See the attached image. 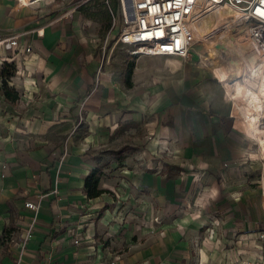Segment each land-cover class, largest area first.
<instances>
[{
  "label": "crops",
  "instance_id": "obj_1",
  "mask_svg": "<svg viewBox=\"0 0 264 264\" xmlns=\"http://www.w3.org/2000/svg\"><path fill=\"white\" fill-rule=\"evenodd\" d=\"M89 1L0 0V40L27 32L18 47L0 45V264H233L257 259L264 248H231L228 232L219 238L201 231L216 229L206 215L219 204L231 226L233 214L251 213L246 200L255 193L243 192L233 202L221 197V184L210 182L193 204L197 216L184 215L187 189L181 178L148 167L169 161L144 157L139 159L146 165L142 170L129 168L136 165L132 158L107 156L126 126L155 110L161 112L155 137L176 143L170 164L206 168L211 176L226 166L238 170L252 158L243 134L256 141L262 156L264 80H258L257 91L246 85V78L263 59L246 57L241 34L231 38L227 24L236 23L237 15L227 23L224 15L215 20L205 12L193 24V35L210 43L216 54L230 55L228 63L237 68L226 84L242 135L224 113H211L199 92L187 93L186 63H178L182 75L175 82L162 76L147 80L141 91L112 83L111 72L98 70L100 53L83 42L76 23ZM33 29H42V36ZM26 45L31 52L21 51ZM4 57H13L12 63ZM5 82L18 95L15 102L6 98ZM169 112L173 126H163ZM146 150L157 152L152 145ZM261 161L264 166V157ZM250 168L256 170L257 164ZM95 169L105 193L87 199L84 179ZM107 175L116 181L113 188L103 181ZM29 201L38 211L25 207ZM69 229L81 234L77 245Z\"/></svg>",
  "mask_w": 264,
  "mask_h": 264
},
{
  "label": "rangeland",
  "instance_id": "obj_2",
  "mask_svg": "<svg viewBox=\"0 0 264 264\" xmlns=\"http://www.w3.org/2000/svg\"><path fill=\"white\" fill-rule=\"evenodd\" d=\"M76 1V0H75ZM78 10V9H77ZM128 11V10H127ZM212 19L219 20L222 15L228 23L232 17H235L236 13H213L206 12ZM221 21V20H220ZM76 23L79 26V32L84 43L91 42L95 46V50L103 51L105 55L109 56L108 63H103L101 66L102 72H111V81L114 84H118L122 89L128 91L131 88L141 91L146 87V81H157L158 78L164 76L169 78L170 81L175 82L181 77V70L179 64L187 66L186 76L187 81L190 84L187 93L199 92L200 97L204 98V102L209 105L211 113H224L225 119L235 126L236 119L233 117L231 111V97L228 95V86L226 83H230L235 74L234 65L231 67L230 55L220 53L216 54L211 48L210 43L198 42L191 47L188 57L183 60L178 57H155L133 54V47L124 44H114V40L123 27V13L118 0H91L85 8L81 9L80 18H76ZM229 27H234L231 25ZM244 24H236L234 28L228 30L232 32L234 36L242 35V44H247V40L244 37ZM197 38V35H193ZM248 47V46H246ZM137 62H141L139 69L136 71ZM177 66V68H174ZM263 66V62L252 69L249 76L254 75ZM219 72L224 73V77L219 76ZM258 78L261 81L264 80V72H260ZM233 82V81H232ZM232 84V83H231ZM160 111L155 110L154 113L145 116L140 122L131 124L125 127V132L119 134L113 141L114 150L108 151L107 156L114 160L116 157H129L135 161L136 165L129 166L136 167L137 169H145L146 165L139 162V159L144 157H152L158 160L169 161V164H154L148 166L152 172H162L176 179L181 178V185L187 189V203L183 204L182 214L189 216H197V206L193 205L196 199L203 194L207 189L210 182H217L221 184L222 190H220L221 197L236 202L238 195L243 192L255 193L256 197L246 200V205L253 208L251 213H243L241 215L233 214L234 223L232 226L226 223L224 215L221 213L220 204L216 206V201L212 203L213 213L206 215L209 219H213L216 229L203 227L201 231H208L209 234H216L219 238L223 235L226 236V232L230 236L231 248L237 247L240 244L244 246L250 245L253 247L258 246L264 248V166L261 161V151L256 141L252 138L242 135L245 141L250 143V162L248 165L234 170L230 166L223 167V169L211 176L207 172L206 168L200 170L195 166H187L186 164L174 165L170 164L172 159H175L177 150L172 147L176 145L174 142L171 146L170 142L166 143V140L155 137L157 129L160 125L159 115ZM173 115L168 113L163 120V126H173ZM155 124V126H154ZM264 129L263 126H261ZM149 145L156 148V154H150L146 150ZM145 153V155L143 154ZM147 153V154H146ZM149 154V156H148ZM171 159V160H170ZM257 164V169L252 171L251 164ZM201 172V173H200ZM161 173V174H162ZM109 182L113 188L116 181L113 177L107 175L103 181ZM199 181H203L204 184H199ZM101 183L99 181V187ZM204 186V187H203ZM131 194L136 195L135 191L131 190ZM231 193L232 196H227ZM211 203V202H210ZM217 222V227H216ZM238 223H246L239 225ZM253 243V244H252Z\"/></svg>",
  "mask_w": 264,
  "mask_h": 264
},
{
  "label": "built area",
  "instance_id": "obj_3",
  "mask_svg": "<svg viewBox=\"0 0 264 264\" xmlns=\"http://www.w3.org/2000/svg\"><path fill=\"white\" fill-rule=\"evenodd\" d=\"M123 13V24L126 23L124 3L131 5L133 26L129 29L122 27L114 44L120 43L133 47V54L146 56H175L185 60L191 47L196 42L193 36V24L203 16L205 12L217 13L225 6L234 7L237 10V25L244 24V35L247 40L246 57L250 59L257 55L259 59L264 58V0H118ZM202 5L201 7H199ZM129 10V9H128ZM38 36H42V29H33ZM17 33L8 38L0 40V45L10 50L19 46V38L25 34ZM195 43V44H196ZM194 44V45H195ZM99 55L100 71L103 63L109 56L105 55L104 47ZM21 51L29 53L32 51L30 45L24 46ZM11 64L13 57L3 58ZM264 127V117L260 121ZM25 207L32 211H38L39 206L34 202H27ZM36 223L34 218L31 226ZM81 229V227H80ZM30 230V229H29ZM75 234L73 243L77 245L81 234ZM29 231L28 239L32 237ZM233 264H264V250L260 252L255 260H236Z\"/></svg>",
  "mask_w": 264,
  "mask_h": 264
},
{
  "label": "trees",
  "instance_id": "obj_4",
  "mask_svg": "<svg viewBox=\"0 0 264 264\" xmlns=\"http://www.w3.org/2000/svg\"><path fill=\"white\" fill-rule=\"evenodd\" d=\"M7 68V67H6ZM12 66H9L7 69L10 70ZM9 74V73H8ZM5 73V75H8ZM4 93L7 99L12 102L18 98V95L12 93V91L8 88L6 82L4 83ZM84 193L87 199H95L99 197L101 194H104L105 191L99 187V169H95L91 171L84 179Z\"/></svg>",
  "mask_w": 264,
  "mask_h": 264
},
{
  "label": "bare ground",
  "instance_id": "obj_5",
  "mask_svg": "<svg viewBox=\"0 0 264 264\" xmlns=\"http://www.w3.org/2000/svg\"><path fill=\"white\" fill-rule=\"evenodd\" d=\"M128 7H129V5L127 6L126 3H124L126 23L123 24V27L126 28V29L131 28L133 26V21H134L133 18L130 17V15H129L128 11H127L129 9ZM199 7H201V5ZM223 9L232 10V11H234L236 13V15H238L237 14V10L234 7L225 6ZM236 24H237V20H236V23H233V21H231L230 23L227 24V26L234 25V27H235ZM234 27H231V28H234ZM231 38H233V34L231 35ZM262 71L264 72V58H263V66L258 70V72L255 73L254 75L248 76V78H246V85L249 86V87H251V88H256L257 91L258 90L260 91V89L258 88V85L257 84H258V80H261V78H258V75L257 74H259ZM262 157H264V152H262Z\"/></svg>",
  "mask_w": 264,
  "mask_h": 264
},
{
  "label": "water",
  "instance_id": "obj_6",
  "mask_svg": "<svg viewBox=\"0 0 264 264\" xmlns=\"http://www.w3.org/2000/svg\"><path fill=\"white\" fill-rule=\"evenodd\" d=\"M128 8H129V10H128L129 13H131L132 12V8H131V5L130 4H129V7Z\"/></svg>",
  "mask_w": 264,
  "mask_h": 264
}]
</instances>
